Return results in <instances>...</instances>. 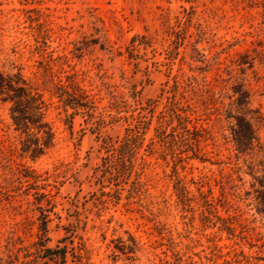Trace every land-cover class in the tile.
Instances as JSON below:
<instances>
[{
	"label": "rangeland",
	"instance_id": "1",
	"mask_svg": "<svg viewBox=\"0 0 264 264\" xmlns=\"http://www.w3.org/2000/svg\"><path fill=\"white\" fill-rule=\"evenodd\" d=\"M19 73L55 145L25 151L37 136L0 94V264H264V0H0V74ZM242 78L249 103L218 112L206 87L228 106ZM72 81L96 108L70 123L56 87ZM175 96L198 127L193 150L156 131ZM135 121L148 126L142 183L115 193L96 179L101 140ZM238 121L254 137L243 151Z\"/></svg>",
	"mask_w": 264,
	"mask_h": 264
},
{
	"label": "trees",
	"instance_id": "2",
	"mask_svg": "<svg viewBox=\"0 0 264 264\" xmlns=\"http://www.w3.org/2000/svg\"><path fill=\"white\" fill-rule=\"evenodd\" d=\"M245 64L246 62H241ZM251 66V65H250ZM14 79L10 76L0 74V94L4 95V100H10L13 105L11 107L12 117L18 130H21L26 135L31 133L36 134L38 142L34 147L29 146L27 140L24 142V150L30 151L35 157L40 156L46 149H49L55 145V132L48 121L45 119V102L42 95L37 89H34L27 79L22 74L15 76ZM245 80L242 78L236 80L234 85H231L228 91L232 90L236 96L231 103L226 106L224 102L218 101L215 98V90L206 87V98L212 99L216 103V109L218 112L226 111L228 117H233L234 108L241 109L243 105L249 103L250 93L245 89ZM208 88V89H207ZM227 88V87H226ZM58 97L63 99L64 104L74 110L69 115L72 123L74 115L79 113H90L96 108L94 101L89 95L78 85L77 82L72 81L70 85L59 84L56 87ZM224 90V89H222ZM224 91V92H228ZM189 104L183 102L182 97L175 96L171 98L168 103L165 104L163 110L160 112L161 116L156 127V131L159 137H162L167 146H172L174 150L187 149L193 150V142L190 139V135L198 128L196 123L193 122V117L188 109ZM239 112V111H238ZM219 115V113H218ZM239 120V119H238ZM244 121V120H243ZM146 121L130 122L126 127L123 137L120 140H113L111 137H102L100 150L104 152L102 157V164L96 167V179L100 180L102 174L106 173V179L111 180V184L117 188L115 193L123 188L122 183H126L129 176L134 175L135 179L133 183L138 187L141 185V173L136 167L137 154L140 148H142L145 141V133L148 126ZM193 124L194 130L192 131L190 126ZM236 132L239 136L238 147L240 151L248 148L253 141V132L251 126L247 123L244 124L238 121L236 124ZM169 129V131H168ZM198 135L194 140L199 142ZM40 140L42 142H40ZM149 146V145H148ZM149 148H151L149 146ZM199 145H197L198 151ZM186 149V150H184ZM193 152V155L199 157L198 152ZM25 171L33 173L30 178L37 179L38 175L27 168ZM40 200L50 202L48 194L37 191ZM43 202V201H42ZM42 211L43 207H40ZM46 220L43 219V226H46ZM46 228V227H45ZM49 253H55L52 249H47ZM64 255V250L60 249Z\"/></svg>",
	"mask_w": 264,
	"mask_h": 264
}]
</instances>
